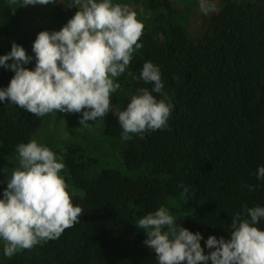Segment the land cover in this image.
<instances>
[{"label": "trees", "instance_id": "trees-1", "mask_svg": "<svg viewBox=\"0 0 264 264\" xmlns=\"http://www.w3.org/2000/svg\"><path fill=\"white\" fill-rule=\"evenodd\" d=\"M112 2L129 7L138 3L154 14L143 29V47L117 79L120 88L113 93L102 132L123 142V165L135 175L98 167L80 144L55 151L65 165L72 203L83 210L81 222L58 239L22 250L1 264H158L154 250L144 244L146 233L138 220L166 207L184 188L192 213L177 223L200 233L206 255L214 250L205 247L209 236L230 238L234 215L246 218V208L264 207V178L256 176L264 166V0H211L219 8L197 40L184 33L181 9L174 7L177 0ZM159 8L165 12L155 13ZM77 10L64 3L23 6L22 0H0V56L14 42L33 57L22 65L33 70L32 45L38 33L59 31ZM145 62L159 67L163 93L174 107L166 128L123 140L119 112L137 89L153 87L138 79ZM13 76L0 66V90ZM56 113V120L69 116ZM45 117L0 102V161L18 154L17 145L31 141ZM8 181L0 174V198ZM257 227L264 230V218Z\"/></svg>", "mask_w": 264, "mask_h": 264}, {"label": "clouds", "instance_id": "clouds-1", "mask_svg": "<svg viewBox=\"0 0 264 264\" xmlns=\"http://www.w3.org/2000/svg\"><path fill=\"white\" fill-rule=\"evenodd\" d=\"M22 2L23 6L64 3L78 10L59 31L38 33L32 45L33 70L22 66L33 57L14 42L11 51L0 56V66L14 72L7 88L0 90V102L7 100L37 117L52 112L82 113L79 124L84 128L90 126L86 121L103 120L112 94L120 88L117 79L129 67L133 53L143 47L139 41L144 24L137 13L112 0ZM199 6L205 15L217 11L208 0H200ZM138 79L153 87L151 91L137 89L126 109L119 112L123 140L130 139V134L166 128L174 107L163 93L159 67L145 62ZM152 93L163 98L158 100ZM16 152L18 167L0 198V240L8 258L58 239L65 229L81 222L83 212L73 205L69 184L60 175L65 165L49 147L31 140L17 145ZM256 176L264 178V166L258 167ZM187 192L184 188L182 195ZM245 213L246 218L239 213L232 217L229 239L207 238L205 247L214 249L207 255L200 233L182 228L164 206L140 218L138 228L145 231L144 244L154 250L158 264H264V230L257 227L264 218V207L246 208Z\"/></svg>", "mask_w": 264, "mask_h": 264}, {"label": "rangeland", "instance_id": "rangeland-1", "mask_svg": "<svg viewBox=\"0 0 264 264\" xmlns=\"http://www.w3.org/2000/svg\"><path fill=\"white\" fill-rule=\"evenodd\" d=\"M208 2H211V0H208ZM214 4L218 9L219 4ZM199 5L200 3H194L192 0H177L176 5H174L177 10L181 9L179 15L183 20L182 29L184 33L188 38L193 40H197L203 36L206 31L207 21L213 14L211 12L205 15L201 12ZM130 8L137 13V19L144 24V27L149 28L154 14H151L147 9L144 10L138 3H134ZM163 12H165V10L159 8L155 13L160 14ZM56 114V112H52L46 115L40 128L32 136L31 140H36L38 143L49 147L54 153L55 151L59 152V150L66 145L80 144L84 147L86 156L97 161L98 167L114 168L125 175H135V173H129L123 165V142L106 137L102 134L105 117L100 121L99 118L95 121H86L90 126L84 128L79 124L82 113H69V116L62 120H56ZM17 157L18 154L8 155L5 159L0 161L1 175L10 179L12 171L18 167ZM63 171L60 175L65 178L67 175H63ZM166 208H168L169 212L171 210L173 211V215L177 220L182 217H188L192 213V210L186 206V196L182 194L177 198L170 199ZM3 247L4 242L0 240V264L8 259V257L3 254Z\"/></svg>", "mask_w": 264, "mask_h": 264}]
</instances>
